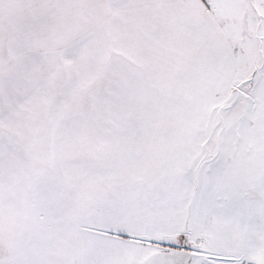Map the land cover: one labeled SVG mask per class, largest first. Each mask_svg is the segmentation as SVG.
<instances>
[{
    "label": "snow or ice",
    "instance_id": "6c2138e0",
    "mask_svg": "<svg viewBox=\"0 0 264 264\" xmlns=\"http://www.w3.org/2000/svg\"><path fill=\"white\" fill-rule=\"evenodd\" d=\"M0 264H264V0H0Z\"/></svg>",
    "mask_w": 264,
    "mask_h": 264
}]
</instances>
